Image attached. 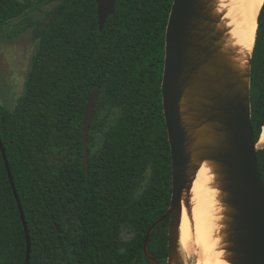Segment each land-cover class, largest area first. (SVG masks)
<instances>
[{"label":"trees","instance_id":"16d2710c","mask_svg":"<svg viewBox=\"0 0 264 264\" xmlns=\"http://www.w3.org/2000/svg\"><path fill=\"white\" fill-rule=\"evenodd\" d=\"M172 1L115 0L100 31L95 0H0V30L54 4L43 20L23 19L37 48L15 108L0 105V140L29 231L30 264H152L143 253L145 233L171 195L161 77ZM250 63L257 142L264 127V2ZM94 86L86 171L81 123ZM256 159L264 181V147ZM168 223L148 241L158 264L167 257ZM123 227L132 229L131 239H121ZM25 252L0 151V264H24Z\"/></svg>","mask_w":264,"mask_h":264},{"label":"water","instance_id":"95a60500","mask_svg":"<svg viewBox=\"0 0 264 264\" xmlns=\"http://www.w3.org/2000/svg\"><path fill=\"white\" fill-rule=\"evenodd\" d=\"M101 31L115 10V0H95ZM218 0H173L165 28L161 77L163 116L171 159V195L165 212L149 226L143 253L153 229L168 218L167 264H184L179 250L182 203L203 162L215 175L223 206L224 249L231 264H264V181L251 124V54L240 60L229 45ZM98 96L94 86L87 97L81 123L82 167L87 171L88 131ZM7 177L24 228V264H30L31 243L7 156L0 140ZM60 232V228L56 225Z\"/></svg>","mask_w":264,"mask_h":264},{"label":"bare ground","instance_id":"6f19581e","mask_svg":"<svg viewBox=\"0 0 264 264\" xmlns=\"http://www.w3.org/2000/svg\"><path fill=\"white\" fill-rule=\"evenodd\" d=\"M264 0H218L217 11L223 14L222 25L229 29L228 44L237 48L244 63L253 49L257 19ZM258 141V140H257ZM264 143L261 134L257 143ZM189 206L182 203L179 225V247L185 253L191 245L197 248L195 264H231L224 249L223 206L215 175L207 161L197 170L189 192Z\"/></svg>","mask_w":264,"mask_h":264},{"label":"rangeland","instance_id":"374dc122","mask_svg":"<svg viewBox=\"0 0 264 264\" xmlns=\"http://www.w3.org/2000/svg\"><path fill=\"white\" fill-rule=\"evenodd\" d=\"M53 5V3L45 4L42 6L41 10L30 9L26 15L23 14L10 20L0 30V105L8 110H13L15 108L19 98L24 93L25 80L31 66L32 55L38 43V41L31 36L32 27H24L26 23H22V21L25 17H30L32 20H43L46 11L51 9ZM261 134H264V127L261 130L260 136ZM102 140L103 133L99 132L94 140V151L99 148ZM256 147L260 149L264 147V143L258 144ZM148 173L149 171H146V177ZM132 236V229L128 227H123L121 229V239L129 240ZM179 253L184 264H195L198 259L197 248L193 245H191L188 252L184 253L180 249ZM166 260L167 259H165L162 264H167Z\"/></svg>","mask_w":264,"mask_h":264},{"label":"flooded vegetation","instance_id":"af4514ba","mask_svg":"<svg viewBox=\"0 0 264 264\" xmlns=\"http://www.w3.org/2000/svg\"><path fill=\"white\" fill-rule=\"evenodd\" d=\"M168 239V238H167Z\"/></svg>","mask_w":264,"mask_h":264}]
</instances>
